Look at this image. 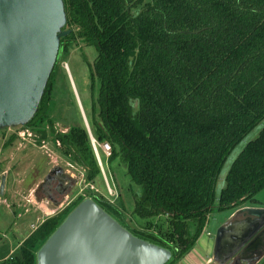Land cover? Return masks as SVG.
<instances>
[{
	"label": "trees",
	"instance_id": "1",
	"mask_svg": "<svg viewBox=\"0 0 264 264\" xmlns=\"http://www.w3.org/2000/svg\"><path fill=\"white\" fill-rule=\"evenodd\" d=\"M64 2L71 33L61 40L40 109L25 127L44 121L60 56L78 40L94 46L92 80L100 87L94 135L111 146L109 161L123 163L141 188L133 214L148 222L132 233L171 250L168 264H176L194 249L211 215L248 206L264 189L263 128L216 195L226 160L264 121V0ZM54 140L87 183L102 176L84 125ZM93 200L114 218L119 214L100 197ZM65 219L32 233L14 264H37V252Z\"/></svg>",
	"mask_w": 264,
	"mask_h": 264
},
{
	"label": "water",
	"instance_id": "2",
	"mask_svg": "<svg viewBox=\"0 0 264 264\" xmlns=\"http://www.w3.org/2000/svg\"><path fill=\"white\" fill-rule=\"evenodd\" d=\"M66 26L64 0H0V131L25 127L38 113L61 40L71 33ZM263 242L264 209H240L217 231L214 259L225 264ZM172 258L171 250L137 237L93 199L82 201L37 252V264H168Z\"/></svg>",
	"mask_w": 264,
	"mask_h": 264
},
{
	"label": "rangeland",
	"instance_id": "3",
	"mask_svg": "<svg viewBox=\"0 0 264 264\" xmlns=\"http://www.w3.org/2000/svg\"><path fill=\"white\" fill-rule=\"evenodd\" d=\"M97 57L98 51L94 46H88L82 40L75 42L67 53L60 56L51 91L52 100L44 121L34 130L14 127L0 131V189L2 178L6 177L4 195L0 194V264H14L23 242L46 221L58 217L65 219L79 203L95 196L118 209L119 214L115 215V219L135 234V229H142L141 225L148 222L133 214L134 194L141 188L132 182L123 163H111L100 152L104 170L101 169L102 176L87 183L85 171L72 165L54 140L57 133L65 134L72 127L80 125H84L97 139L91 124L94 103L100 90L99 83H93L92 80V69ZM263 128L264 121L235 147L226 160L216 187L217 198L226 186L233 162L248 143L258 138ZM39 130L48 131L49 138L42 139ZM54 167H61L76 181L60 205L47 201L40 190L44 178ZM246 204L264 209V189ZM226 213V210L217 211L212 215L205 233L209 224L213 226ZM205 237L204 241H207L209 238L206 234Z\"/></svg>",
	"mask_w": 264,
	"mask_h": 264
},
{
	"label": "crops",
	"instance_id": "4",
	"mask_svg": "<svg viewBox=\"0 0 264 264\" xmlns=\"http://www.w3.org/2000/svg\"><path fill=\"white\" fill-rule=\"evenodd\" d=\"M247 207L250 206H244L235 210H226L227 215L224 216L222 220L216 221L213 226L210 227L209 224V227L206 231L207 233H205V227L194 249L191 250L181 261L176 264H220L214 259V249L217 231L221 226L230 221L236 215L237 211ZM211 216L209 217L207 224L209 223ZM205 234L209 238L207 239V241H204V238H206ZM225 264H264V245L257 246L254 249L246 252L243 256H239L236 259L230 260Z\"/></svg>",
	"mask_w": 264,
	"mask_h": 264
},
{
	"label": "flooded vegetation",
	"instance_id": "5",
	"mask_svg": "<svg viewBox=\"0 0 264 264\" xmlns=\"http://www.w3.org/2000/svg\"><path fill=\"white\" fill-rule=\"evenodd\" d=\"M75 184L76 181L67 175L61 167H54L44 178V181L40 185V190L44 192L47 201H50L54 205H60L62 199H65L69 195L70 190Z\"/></svg>",
	"mask_w": 264,
	"mask_h": 264
},
{
	"label": "built area",
	"instance_id": "6",
	"mask_svg": "<svg viewBox=\"0 0 264 264\" xmlns=\"http://www.w3.org/2000/svg\"><path fill=\"white\" fill-rule=\"evenodd\" d=\"M89 134H90V139H91V144H92L93 150L96 154L99 165H100L101 169L103 170V164H102V160L100 157V152H102L107 158H109L112 154L111 146L107 143H104V144L100 143L97 139H95L93 137V135L91 133H89Z\"/></svg>",
	"mask_w": 264,
	"mask_h": 264
}]
</instances>
